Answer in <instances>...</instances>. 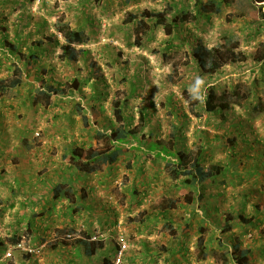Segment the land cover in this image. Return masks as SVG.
<instances>
[{
	"label": "rangeland",
	"instance_id": "1",
	"mask_svg": "<svg viewBox=\"0 0 264 264\" xmlns=\"http://www.w3.org/2000/svg\"><path fill=\"white\" fill-rule=\"evenodd\" d=\"M167 2L0 0V81L11 80L12 77L23 78L18 89L2 97L0 110L6 113L10 125L17 123L11 127L6 124L13 139L22 141V138L34 134L35 138L45 139L44 143H38L39 147L46 145L51 147L49 151L62 154L71 153L78 147L86 150H90L91 146L103 148V144L95 139V132L104 129L111 132L114 99L127 101L125 115L133 116L134 124L139 122V112L145 111L148 115L145 133L148 135L154 130L160 139L170 134L174 115L169 113V107L173 104L175 109L189 116L188 120L180 121L189 126L187 144L190 149L193 150L195 141L203 143L207 148L209 164L224 162L226 165L228 174L216 183L208 184L204 196L205 201H210L209 194L213 191L214 202L217 201L220 205L219 214L214 213L213 218L208 219L206 216L203 219L202 212L192 210L190 215L186 213L182 203L186 201L177 189L173 190L171 187L174 183L167 175L164 162L156 165L149 159V155H144L142 161L137 163L134 152L129 151L115 165V171L107 179L105 191L102 190L103 194L99 193L104 195L102 200L105 201V208H98L96 203L93 204L94 210L99 214L92 210V216L88 220L94 223L89 222L90 231L94 239L103 240L105 249L90 259L91 262L80 254L81 250L78 252L74 247L64 245L66 241L71 242L65 234L71 232V229L75 230V239L89 235L81 233L87 228L85 222L89 215L85 214L83 220H80L83 221L82 224H71L61 205L52 207L51 211L55 216L45 220L47 223L42 224V221L34 219L36 228L33 232L28 231L24 222L16 230H12L9 220L14 210H5L0 218V242L7 251L0 262L104 264L105 258H109L112 264H118V246L123 239L127 249L120 264H175L177 261L179 264H200L198 259H202L200 253L204 252L202 249L205 246L198 245L201 235L199 226L205 220V233L201 236L206 246L211 244L206 248L208 253L204 259L209 264L212 260L215 264L216 261H221L219 253L210 249H219L218 238H227L230 243L232 240L229 239L234 236L242 248L247 245L261 247L263 239L260 238H264V112L253 116L251 111L259 100L264 102V62L256 61L264 53V49L259 48V44L264 42V33L262 38L251 31L256 26L260 13L240 5L226 7L220 15L212 16L211 22L203 19L198 25L191 21L181 26L171 38L165 35L162 28H158L145 40L142 47H136L135 24L128 21L129 14L140 15L144 10L163 11ZM184 3L193 10V0H184ZM257 5H263L261 11L264 14V4ZM59 19H63L74 29L85 30L89 37L87 44L77 46V50L81 51L77 62L69 63L59 59L60 45L64 43L55 28ZM172 38L179 45L173 50H167ZM228 38L235 43L233 47L240 55V61L226 65L214 77L200 78L190 57L191 45L202 42L206 47L213 48L224 44ZM41 40L44 42L41 47L44 54L36 65L28 66L27 49ZM10 43L18 46L24 55L17 53L18 58L16 53L12 54L8 45ZM15 66L20 68L19 71H15ZM39 74L43 76V82L55 85V88L58 84H63L65 95L52 97L48 104L42 100L36 101L40 87ZM198 80L202 84L198 85ZM237 85L253 90L256 98L243 107L229 103L214 115H205L202 120L189 111L188 101L193 105L201 104L198 98H204L211 87L214 86L218 94L223 96ZM188 94H194L197 99H189ZM99 95H102L101 99H97ZM10 106L13 108L10 109ZM152 106L156 109L154 112ZM84 116L89 121L87 127L83 123ZM25 123L30 124V131H15ZM235 155L239 159L233 158ZM234 159L238 163L235 167H230L229 164H234ZM141 163L145 165V172L154 171L152 179H149L150 176L145 178L156 181L157 184L153 181L139 183V193L132 195L131 188L134 186V179L141 172ZM251 170L256 173L253 177L248 173ZM157 174H160L158 179L155 178ZM239 179L243 182L239 183ZM96 193L93 195L100 199L101 196L98 197ZM144 193L141 200H133L135 196ZM193 198L196 208L199 204L198 196L194 194ZM159 203L171 208L167 219L163 218L161 221L154 218L157 220L152 219L150 226L143 224L144 221L149 223L144 214H149ZM105 210L110 213L105 214ZM1 212L2 210L0 214ZM252 214L260 219L253 228L250 224L244 226L238 218L242 216L251 220ZM229 215L235 218L233 231L232 234L224 235L221 231L225 220L230 218ZM101 217H107L105 225L95 223ZM31 220L33 217L30 222ZM168 221L171 227L177 229L178 234L174 237L175 240H181L182 245V254L175 258L171 256L172 251H163V248L171 250L172 247L180 246L167 242L172 234L163 225ZM140 233L144 237L139 238ZM147 234L153 236L152 240L146 237ZM15 237L21 240L18 246L14 244ZM154 240V245H150ZM7 253L11 256L7 257ZM252 261L264 264L263 256L262 260L255 257Z\"/></svg>",
	"mask_w": 264,
	"mask_h": 264
},
{
	"label": "trees",
	"instance_id": "2",
	"mask_svg": "<svg viewBox=\"0 0 264 264\" xmlns=\"http://www.w3.org/2000/svg\"><path fill=\"white\" fill-rule=\"evenodd\" d=\"M167 1V7L163 11L144 10L140 15L129 14L128 21L135 24L136 47H142L145 40L158 28H162L165 35L168 38H171L176 32H178V29H180L181 26L190 23L191 21L199 25L200 21L203 19L206 20V22H211L212 16L220 15L224 8L234 5H240L250 11L253 10L255 13H260V17L258 16L259 18L255 23L256 26L252 28L251 31L252 33L255 31L257 37L263 38L264 14L261 11L263 5L258 6L257 4H264V0H193V10H190V7L186 6L184 0H179L181 1L180 3L176 2V0ZM261 18L262 20H260ZM55 28L64 40V43H61L60 45L61 50L59 53V59L69 63L77 62L79 53L81 52L80 50H77V46L89 42L87 33L83 29L72 28L71 25L64 22L63 19H59V21L55 23ZM195 42H197L196 39ZM191 43L192 42L190 41V44ZM42 44H44L43 40L34 42L33 46L28 47L26 55L28 66L36 65L42 58V55L44 54V51L41 48ZM8 45L13 51L12 54L16 53L17 55L18 53L20 56L24 55L21 49L15 44L10 43ZM178 45L179 44H176V40L172 38L166 48L167 50H173L177 48ZM234 45L235 43L231 38H228L224 44L213 48L206 47L202 42L191 45L190 57L197 67L199 77H214L220 73L226 65L238 63L240 61V55L233 47ZM259 48L264 49V42L259 44ZM19 55H17L18 58ZM256 61L258 63L264 62V53L261 54L260 58H256ZM18 69L20 68L15 66V71H19ZM22 79V77H12L11 80H1L0 94H8L13 90L18 89L19 86L22 85ZM40 85L41 88L37 90L38 98H36V101L42 100L48 104L52 97L65 95L66 93L63 84H58L55 88V85H48L42 80L40 81ZM188 95L189 99H197V96L194 94ZM101 98L102 95L97 96V99ZM254 98H256V96L253 90L243 85L235 86L231 92H228V94L223 96L222 94H218L213 86L208 90L204 98H198V102L201 104L193 105L188 101V108L192 115L202 120L205 115H214L219 109H224L229 103L243 107V105L252 101ZM113 102L114 119H112L110 124L111 132H109L108 129H104L103 131L96 130L95 132V139L98 143L103 144V148L98 149L91 146L90 150H86L84 147H78L73 150L71 162L72 167L76 168L77 173L80 172L87 175L98 174L103 172L106 168L109 171H113L115 165L125 154L127 155L129 151L134 152L135 161L137 163L142 161L144 155H151L155 157V162H164L167 175L174 183L173 186H175V189L178 191L180 188V191L182 192L181 194L188 205L194 204V194L198 196L197 200L202 201L208 184L216 183L218 179L225 177L228 174L224 162L214 164L208 163L207 148L203 143L195 141L193 142V150L190 149L187 144V130L189 126H186L185 123L180 121L184 119L188 120L189 116L186 113H181L180 110L175 109L173 104L169 107V113L174 115V120H172L170 124V134L166 136V138L160 139L154 130L150 131L148 135L145 133L148 123V115L145 111L142 110L139 112V122L138 124H134L135 118L130 115H125L127 101H122L118 98L114 99ZM152 110L154 112L156 110L155 107L152 106ZM251 111L253 112V116L260 115L264 112V102L259 100L257 104H254ZM83 123L86 127L88 126L89 121L86 116L83 117ZM129 145L130 147H128ZM229 166L235 167L236 165L231 163ZM248 173L250 177H253L256 174L253 170ZM242 182L243 181L239 179V183ZM53 195L55 201H58L61 198H69L73 200L76 196L72 187H68L64 190V186L61 184L54 188ZM72 207L71 205L64 207L67 217L74 213V211L71 210ZM164 209L165 208H163V210ZM231 215H229L230 218L224 222L221 231L224 235L232 234L233 221L235 218ZM238 218L244 226L250 224L252 228L253 225H256V222L260 220L255 217V214H252L251 220H246L242 216H239ZM189 224L193 225L192 223ZM165 225L170 229V233L173 236L177 235V229L173 226L171 227L169 221ZM204 227L205 225H203V223L199 226V233L201 235L205 233ZM33 229L32 226L28 227V231L30 230V232H33ZM71 230V232H66L65 234H74L75 230ZM85 230L81 233L89 234L88 236L70 240L71 242L66 241L64 242V245L74 247L78 252L81 250L80 254L83 257L89 258L88 261L91 262L90 259L95 258L105 249V243L103 240H100V238L99 240L94 239L90 227H88L86 231ZM201 235L198 239V245H200V247L204 245L205 248L202 249V251H205L209 246L205 245L204 239ZM20 241L19 237H15V246L19 245ZM227 241V238L218 239L219 251L216 253H219L221 257V261L218 264H248L250 251L242 248L239 240L237 241L234 239L230 241V243ZM60 244H62V242ZM163 251L171 252L173 250L163 248ZM178 253L182 254V251H179ZM201 253L203 254L204 252ZM171 256L175 258L177 252H175V254L172 252ZM104 262V264H112L109 258H105Z\"/></svg>",
	"mask_w": 264,
	"mask_h": 264
},
{
	"label": "crops",
	"instance_id": "3",
	"mask_svg": "<svg viewBox=\"0 0 264 264\" xmlns=\"http://www.w3.org/2000/svg\"><path fill=\"white\" fill-rule=\"evenodd\" d=\"M39 75L41 78L39 79L38 83L40 86L39 88H41L40 81L44 80V78L43 76H41V74ZM46 84L50 85V83ZM4 95H6V93L3 95L0 94V100ZM10 107V109L13 108V106ZM9 120L10 119L7 117L6 113L0 110V210H2L0 218L5 213V210L11 208L10 211L14 210L13 214L10 215L11 220H9L10 226H12V230H16V228H18L20 224H23V222L27 224V227L32 226L33 228H36L34 219H38V221H42V224H45L47 223V221L45 220H50L55 216L51 211L53 206L59 207V205H61V208L65 211L64 207L71 205V207L73 206L71 210L74 211V213H72L71 216L68 217L70 218L69 221L71 222V224H82L83 221L80 220H83V217L86 214L89 215V217L87 216L88 218H86L85 223L87 225V228L90 227L91 224H89L88 222L94 223V221L88 220L92 216V212L94 211L95 213L99 214L98 211L94 210L93 204L96 203V207L102 209L105 206V201L102 200V197L104 196L102 195V190L106 188L108 181L107 179L115 171V168L113 169V171H109L106 168L103 172H100L98 174L87 175L80 172L77 173L76 168L72 167V152L59 154V152L49 151L51 149V147L49 146L44 145L39 147L38 143H44L45 139L41 140L39 138H35L34 134L22 138V141L13 139V137H11L10 135L11 132L7 128L6 124L11 127L13 125H16L17 123L10 125ZM29 127L30 124L26 125L25 123L24 126H21L20 129H16L15 131L20 133H23V131L27 132L28 130L30 131ZM149 156V159L154 161L155 157L151 155ZM233 158L239 159V156H233ZM236 159L233 160L235 165H237L238 163V160ZM155 163L156 165H162L160 164L162 162ZM142 165L143 163H141L139 167L141 172L137 175V178L134 179V186L131 188L133 192L131 193L132 195H137L139 193V183L146 184L153 181L147 180L145 176H150L149 179H152L154 177V171L152 173L148 171L145 172V165ZM133 175L135 176V172ZM159 176L160 174H157L155 178L158 179ZM109 182L111 183V181ZM153 182L156 183V181ZM59 184L64 186V190L68 187H72L76 194L75 198L73 200L69 198H61L58 201H55L53 190ZM171 187L174 190L175 186H173V184H171ZM99 189H101V191H98ZM94 192H97L96 195H98V197L101 196V198L97 199V196L93 195ZM101 192L102 194H99ZM178 192L180 193V196H183L181 194L182 192L180 191V188ZM143 195H145V193L141 195L139 194L138 197L135 196L133 200H141L140 198ZM214 196L215 194L213 193V191L210 192V201H205V199L199 201V204L196 205V208L194 207L196 202H194L192 207L191 205H188L183 201L182 203L185 205V212L190 215L192 213V210H194V212L196 213L202 212L201 215L203 216V219L206 216H208V219H210V217L213 218L214 213L219 214L218 212H220V205L217 201L214 202ZM161 203L154 207V211L150 210L149 214H144L146 215L145 218L149 221V223H145L144 221L143 224L150 226L151 221L154 218L160 219L161 221L163 220V218L167 219L166 217H168L171 208L169 209V205L163 207ZM163 208L165 209L163 210ZM108 213H110V211L105 210V214L108 215ZM174 213H177V211H174ZM31 217H33V220H31L32 222H30ZM106 221L107 217H101L99 220H96L95 223L99 225H105ZM165 224L163 226H166ZM203 224H206V220L205 222H203ZM139 229L140 228H138V230ZM14 234H16L15 231ZM138 237H144V234L140 233L138 234ZM146 237L151 239V237L153 236L151 234H147ZM175 239L176 237H174L173 235L169 236L167 242L170 245L172 243L173 246H175L176 244L180 245L179 247H177V249L171 246V250L174 249L172 252L174 254L175 252H177L178 256L181 253L178 252L182 250V245L180 244L181 240ZM234 239L235 237L232 236V238H230L229 240ZM260 239L263 240L261 241V247L259 248L252 245L243 247L244 249L250 251L248 264H262L257 262L254 263L252 259L255 257L256 259L261 258L262 260L263 256L264 260V238L261 237ZM154 243L155 240L154 242H150V245L153 246ZM3 245L4 244L0 242V258H3L5 256V252L7 251V248ZM209 246H211L210 243ZM147 249L149 251V246L147 247ZM210 249L219 251L218 248L211 247ZM207 253L208 250H205L203 254L200 253V256L202 257V259H198V261H200V264H209L208 261L204 260V257L207 256ZM206 259L208 260V258ZM212 261H210V264H215ZM6 262L8 264L7 260ZM216 262V264L219 263L218 261ZM0 264L6 263L0 262ZM176 264H179V262L177 261Z\"/></svg>",
	"mask_w": 264,
	"mask_h": 264
},
{
	"label": "built area",
	"instance_id": "4",
	"mask_svg": "<svg viewBox=\"0 0 264 264\" xmlns=\"http://www.w3.org/2000/svg\"><path fill=\"white\" fill-rule=\"evenodd\" d=\"M36 135L39 136V134H36ZM66 237H67L68 240H74L76 238V233L71 234V235L70 234L69 235H66ZM121 243H123V244H121ZM121 243H119L120 244V249H119L118 254H117L118 255V257H117V263L118 264H120V262L122 261V259L124 257V254L126 252V249H127V245H126V243L124 242L123 239L121 240ZM6 256L7 257H10L11 254L10 253H7Z\"/></svg>",
	"mask_w": 264,
	"mask_h": 264
},
{
	"label": "clouds",
	"instance_id": "5",
	"mask_svg": "<svg viewBox=\"0 0 264 264\" xmlns=\"http://www.w3.org/2000/svg\"><path fill=\"white\" fill-rule=\"evenodd\" d=\"M197 84H198V85H199V84H202V81H199V80H198V81H197ZM119 248H120V246H119Z\"/></svg>",
	"mask_w": 264,
	"mask_h": 264
}]
</instances>
